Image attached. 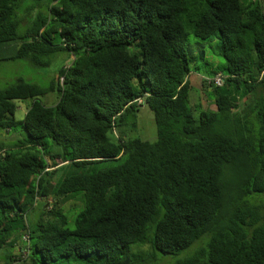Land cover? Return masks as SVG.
<instances>
[{
  "label": "trees",
  "instance_id": "1",
  "mask_svg": "<svg viewBox=\"0 0 264 264\" xmlns=\"http://www.w3.org/2000/svg\"><path fill=\"white\" fill-rule=\"evenodd\" d=\"M24 1L35 2L25 15L39 11L22 27ZM189 35L218 40L224 65L202 78L215 110L189 106ZM10 43L14 55L1 60L45 67L59 51L72 60L47 89L18 80L0 91L2 132L14 131L15 102L31 100L24 138L0 141V251L16 231L28 237L22 264H143L194 245L176 264H264V206L250 202L264 194L263 6L0 0V48ZM48 92L53 106L40 100ZM142 105L155 142L123 129L129 115L136 129ZM74 199L82 206L69 229L64 204Z\"/></svg>",
  "mask_w": 264,
  "mask_h": 264
},
{
  "label": "rangeland",
  "instance_id": "2",
  "mask_svg": "<svg viewBox=\"0 0 264 264\" xmlns=\"http://www.w3.org/2000/svg\"><path fill=\"white\" fill-rule=\"evenodd\" d=\"M240 2L242 5L256 4L264 7V0H240ZM34 3V1H24L17 9V17H19L22 27L26 25L31 16H35L39 11V9L35 8L32 10L30 9V11H32L29 12L31 16L24 14L27 12L26 8L33 6ZM44 4L45 2H42L40 5ZM185 46L188 56H190L191 67L193 70H195V72L192 73L188 78L191 85V91L189 93V106L191 108L193 106L200 109H206V107L210 109L213 95L211 93V89L202 84V78L211 76L213 71H218L224 65V61L220 56L218 40L216 37H211L207 40H201L189 35ZM16 48L17 46L14 43H10L0 48V91L12 84H15L18 80L29 84H35L41 88L47 89L54 80L56 73L60 69L69 66L72 60V56L66 51H59L56 53L50 60L49 65L45 67H37L29 61L23 59L1 60L13 56ZM40 100L46 106H53L57 101V93L48 92L45 96L41 97ZM15 104L17 108L14 115L16 121L14 131L8 133L0 131V141L4 143L5 148L9 146L12 147L25 136L24 131L21 128V122L23 121L27 109L31 105V100L27 99L23 101H17ZM132 122V116H127L123 129L126 130L128 137L139 138L150 143L156 141V126L154 123V117L147 106L142 105L139 107L135 117V130L131 128ZM108 165H110V163L104 164L103 166L105 167ZM80 196L81 195L77 196L78 199ZM252 198H254V201L251 199L250 202L255 205L264 206V194L255 195ZM39 203V200H37L36 207L32 211L28 212L27 222L29 226H32L33 222H35L37 219V214L39 215V212L37 211V206ZM81 206V201L79 202L75 199L64 204L65 214L68 216V224L66 226L67 228H74V219L76 214L81 209ZM26 234L27 232L22 233L23 240H21V232L14 231L11 234V240H15V237L17 238L12 247H6L0 251V264H5L9 257H19L20 254L21 261L14 264H22V261H24L27 254V244L24 241ZM197 246L198 245H194L190 250H193ZM190 250L175 256H161L157 254L155 259L150 261L147 260V257H142L144 259L143 264H146L148 261L149 262L147 264H176L178 261L188 256L191 253ZM136 252L146 254L149 252V246H131L130 253Z\"/></svg>",
  "mask_w": 264,
  "mask_h": 264
},
{
  "label": "built area",
  "instance_id": "3",
  "mask_svg": "<svg viewBox=\"0 0 264 264\" xmlns=\"http://www.w3.org/2000/svg\"><path fill=\"white\" fill-rule=\"evenodd\" d=\"M61 81H62V80H61ZM211 82H213V84H214L216 87L221 86L222 83H223V80H222L221 75H217L216 77H214V78L211 80ZM27 239H28V237L25 236V237H24V241H27Z\"/></svg>",
  "mask_w": 264,
  "mask_h": 264
},
{
  "label": "crops",
  "instance_id": "4",
  "mask_svg": "<svg viewBox=\"0 0 264 264\" xmlns=\"http://www.w3.org/2000/svg\"><path fill=\"white\" fill-rule=\"evenodd\" d=\"M210 109L215 110L214 104L211 105V108Z\"/></svg>",
  "mask_w": 264,
  "mask_h": 264
}]
</instances>
